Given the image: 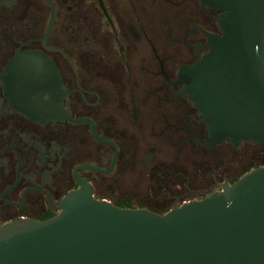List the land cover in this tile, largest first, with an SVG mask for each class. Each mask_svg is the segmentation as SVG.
Listing matches in <instances>:
<instances>
[{
    "label": "flooded vegetation",
    "instance_id": "obj_1",
    "mask_svg": "<svg viewBox=\"0 0 264 264\" xmlns=\"http://www.w3.org/2000/svg\"><path fill=\"white\" fill-rule=\"evenodd\" d=\"M201 0H0V223L48 219L83 180L121 208L165 213L264 166V141L213 142L181 72L222 35ZM52 60L72 120L12 104L7 68Z\"/></svg>",
    "mask_w": 264,
    "mask_h": 264
},
{
    "label": "water",
    "instance_id": "obj_2",
    "mask_svg": "<svg viewBox=\"0 0 264 264\" xmlns=\"http://www.w3.org/2000/svg\"><path fill=\"white\" fill-rule=\"evenodd\" d=\"M227 7L222 35L211 36L210 51L181 79L213 142L264 141V0H227ZM6 74L24 116L72 120L61 108V76L44 53L17 54ZM78 181L54 216L0 223V264H264V166L165 213L95 199Z\"/></svg>",
    "mask_w": 264,
    "mask_h": 264
}]
</instances>
